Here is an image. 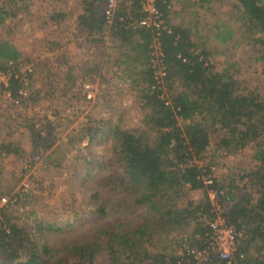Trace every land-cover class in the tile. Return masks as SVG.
Segmentation results:
<instances>
[{"label":"trees","instance_id":"16d2710c","mask_svg":"<svg viewBox=\"0 0 264 264\" xmlns=\"http://www.w3.org/2000/svg\"><path fill=\"white\" fill-rule=\"evenodd\" d=\"M81 2L82 11L74 21L83 29L89 49L97 47V53L77 61L66 58L65 68L59 71L45 69L39 73L42 83L37 86L33 72L22 69L32 62L23 59L22 49L10 36L33 0H0V72L7 76L6 84L0 82V92L16 95L24 76L31 78L34 90L29 98L36 102L50 100L56 90L63 94L71 88L79 91L81 80L101 68L125 79L141 103V123L118 125L91 115L78 131L66 133L44 161L45 167L58 165L62 153L56 154L57 150L78 143L86 151L81 158L89 165L84 175L94 177L96 183L89 194L97 202L91 212L106 216L116 208L132 214L141 208L145 218L98 226L87 236L54 245L43 233L56 227L55 219L33 209L29 213L20 210L21 195L10 193L14 185L6 182L1 163L0 198L8 201L0 207V264H227L213 254L198 261L184 246L181 254L162 246L165 235L176 230L188 231L183 238L188 246H206L209 225L201 216L213 215L210 201L207 196L194 199L189 195L181 200L187 190L199 187L205 195L207 188L217 191L225 221L242 231L235 250L239 264H264V88L244 78L233 50L245 43L252 57L264 62V0H175L171 5L158 0L161 17L171 28L158 32L154 27L130 24L141 15L138 0H118L111 41L104 37L105 0ZM225 5L229 8L218 10ZM221 12L224 19L210 20ZM65 16L64 11L52 13V25H59ZM154 37L162 52L166 98L153 88L158 85L152 61ZM219 54L221 66L214 61ZM55 120L46 117L42 128L53 129L58 124ZM35 121L40 123V118ZM14 125L0 121V158L25 153L21 136L12 133ZM251 141L256 144V168L248 176L251 186H256L255 196L235 176L215 175L206 153L212 143L216 149L233 152ZM50 142L44 137L43 149ZM94 142L106 145L108 154L96 156ZM206 175L212 177L211 184H205Z\"/></svg>","mask_w":264,"mask_h":264},{"label":"rangeland","instance_id":"374dc122","mask_svg":"<svg viewBox=\"0 0 264 264\" xmlns=\"http://www.w3.org/2000/svg\"><path fill=\"white\" fill-rule=\"evenodd\" d=\"M81 9L78 0H33L29 11L22 13L17 26L10 34L12 40L22 49L23 59L32 63H25V67H31L32 78H36V85L40 86L42 78L39 73L45 69L59 71L65 68L66 58L68 60H80L87 56L91 57L97 53V47L89 49L85 44V33L81 27L75 24V15ZM225 5L218 10H226ZM56 11L71 10L72 15H67L59 23L52 25L50 13ZM209 14L208 12L202 13ZM218 16L219 22L225 18L223 12L213 14L210 20ZM5 31V29H3ZM104 37L113 40L112 36ZM108 42V41H107ZM104 44H106L104 42ZM104 47L101 45V49ZM234 59L242 64L244 68L243 76L250 84L264 88V62L252 57V50L245 43H240L233 49ZM89 52V53H88ZM211 58V56H210ZM223 57L216 55L214 61L221 66ZM31 78L27 79L25 90L27 92L22 104H15L7 99L4 93L0 92V121L13 123V135L21 136L25 153L23 155L10 154L0 158L8 184L14 185L10 193L21 195L22 205L20 210L33 209L38 211L40 216L53 217L56 222V229L43 233L44 239L54 245H63L68 241H73L82 236L94 232L98 226H110L112 223L133 219L144 220L143 212L138 208L132 214L123 211H116V208L109 212V215H96L91 212L97 202L89 195L96 185L95 181L84 175L89 168L87 161L81 157L86 151L81 149L78 143L72 145H62L56 152L61 150L62 160L58 165L45 167L44 156L50 152L60 141L65 139L66 133H74L89 121L90 116L109 119L118 125H135L141 123L142 111L140 101L127 88L125 79L119 78L107 68H101L97 72L87 75L81 80L79 91L74 92L69 89L66 94L61 90H56L50 100L40 99L30 100L31 91L34 90ZM62 84V83H60ZM60 86V85H59ZM168 90V88H166ZM260 89V90H261ZM90 92L91 97L86 94ZM50 118L58 123L53 129L42 128L44 119ZM40 118V123L35 121ZM90 122H95L91 120ZM51 140V146L43 149V138ZM85 141V140H84ZM82 142L85 143V142ZM256 144L254 141L247 143L244 147L228 152L216 149L210 145L207 150V159L213 162V173L220 178L228 179L236 177L238 183L256 195V186H251L248 173L256 168V160L253 153ZM92 150L96 156L108 154L109 148L99 142H94ZM75 156L77 158H75ZM48 168V170H46ZM102 172H104L102 170ZM245 173L244 180L240 181V176ZM17 178V182L15 179ZM194 199H207L204 190L199 188L187 190L186 197ZM90 196V197H89ZM207 196V198H206ZM14 197L11 199L13 201ZM1 201V200H0ZM8 198L0 202V207L7 205ZM36 214V215H37ZM206 213L201 219L206 222ZM2 218V217H0ZM60 227V228H58ZM58 228V229H57ZM190 229V227H187ZM188 231L176 230L164 234L162 246H167L169 251H179L183 243V238ZM181 243V245H178ZM195 247V246H194ZM196 248V247H195Z\"/></svg>","mask_w":264,"mask_h":264},{"label":"built area","instance_id":"2783aa9c","mask_svg":"<svg viewBox=\"0 0 264 264\" xmlns=\"http://www.w3.org/2000/svg\"><path fill=\"white\" fill-rule=\"evenodd\" d=\"M158 0H138L139 2V11L141 15H139L136 19H131L130 24L132 26H150L156 28L157 32L160 29H167V31H171L170 26L161 17V12L157 7ZM168 2L169 5L174 4L175 0H164ZM118 7V0H105L103 4V16L105 19L106 27V37L111 36L110 31L112 30L111 27L114 23L115 13ZM121 19L122 17L119 16ZM153 66L156 67L154 73L158 78V85L157 87L153 86L159 90V96L162 98H166L168 95L166 85L163 81L165 75V68L162 62V52L160 50V42L157 37H154L153 43ZM28 65V64H25ZM22 66V69H27L28 71L31 70L30 65L25 67ZM7 76L0 72V82L7 83ZM27 83V78L23 76V84L19 88L18 93L16 95H12L9 91L5 90L4 93L5 97L15 104H22L23 100L27 94L25 90V84ZM88 97H91L92 94L87 92L86 94ZM213 169L214 166L211 165ZM205 184L212 183V177L209 175L204 176ZM203 189V188H201ZM206 193H208V200L210 201L211 211L213 215L207 218L206 222L209 225V231L207 232V244L204 248H195L193 246H188L186 242H183L181 246H184L185 251L187 253L192 254L194 258L198 261H204L208 258L209 254H213L217 256L219 259L225 260L227 264H239L238 256H235V250L237 249L238 239L239 236L242 234V231H237L231 224H228L225 221L224 215L222 214L224 207L219 202L217 191L214 188H207ZM1 201H5L6 197L2 196L0 198ZM0 201V202H1ZM179 254L183 253L181 249L177 251ZM240 260L243 258L242 253H239Z\"/></svg>","mask_w":264,"mask_h":264},{"label":"crops","instance_id":"0c3cea01","mask_svg":"<svg viewBox=\"0 0 264 264\" xmlns=\"http://www.w3.org/2000/svg\"><path fill=\"white\" fill-rule=\"evenodd\" d=\"M79 2H80V4H81V9H80V11H78V12H81L82 11V8H83V6H82V2H81V0H78ZM54 10V9H53ZM53 10L50 12V13H52L53 12ZM77 12V13H78ZM66 15H72V11L71 10H66ZM77 15V14H76ZM76 15H75V17H76ZM75 20V19H74ZM76 24V23H75ZM86 44H88L89 46H90V44L88 43V42H85ZM92 48H95L94 46H92Z\"/></svg>","mask_w":264,"mask_h":264}]
</instances>
